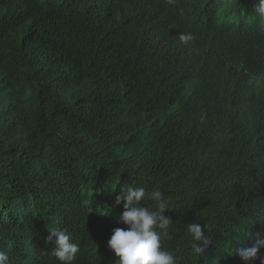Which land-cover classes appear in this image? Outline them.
Wrapping results in <instances>:
<instances>
[{"label": "trees", "instance_id": "trees-1", "mask_svg": "<svg viewBox=\"0 0 264 264\" xmlns=\"http://www.w3.org/2000/svg\"><path fill=\"white\" fill-rule=\"evenodd\" d=\"M257 4L0 0V251L9 264H60L53 229L80 246L74 264H114L122 186L168 199L163 244L177 264H244L235 246L264 238ZM181 33L196 39L183 45ZM195 221L211 235L202 256L186 232Z\"/></svg>", "mask_w": 264, "mask_h": 264}, {"label": "clouds", "instance_id": "clouds-1", "mask_svg": "<svg viewBox=\"0 0 264 264\" xmlns=\"http://www.w3.org/2000/svg\"><path fill=\"white\" fill-rule=\"evenodd\" d=\"M174 4L175 0H168ZM255 17L264 19V0H258ZM183 45H191L196 37L192 33H181L178 37ZM152 201L154 209L143 206L144 201ZM123 202L124 211L117 218V222L125 228H115L108 240V248L117 258L114 264H177L175 255L164 247L165 237L171 239L169 228L173 225L171 219L164 215L169 209L168 199L157 189L146 191L144 187L122 186L116 197V204ZM186 232L191 237V251L194 256L204 255L212 243L211 235L207 233L205 225L192 222L186 225ZM55 238L53 255L60 264H74L80 253V246L73 242L66 230L53 229L50 231L49 241ZM250 233L245 240H251ZM238 245V244H237ZM264 250V238L259 236L250 247L235 246L232 255H237L244 264H251L260 260L264 264V257L259 254ZM0 264H9V255L0 251Z\"/></svg>", "mask_w": 264, "mask_h": 264}]
</instances>
